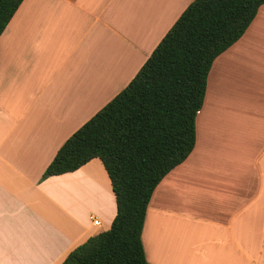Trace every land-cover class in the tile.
<instances>
[{"label":"crops","instance_id":"0c3cea01","mask_svg":"<svg viewBox=\"0 0 264 264\" xmlns=\"http://www.w3.org/2000/svg\"><path fill=\"white\" fill-rule=\"evenodd\" d=\"M194 1L22 2L0 36V264H61L110 230L99 159L43 175ZM142 241L150 264H264V5L214 61L195 148L156 187Z\"/></svg>","mask_w":264,"mask_h":264},{"label":"trees","instance_id":"16d2710c","mask_svg":"<svg viewBox=\"0 0 264 264\" xmlns=\"http://www.w3.org/2000/svg\"><path fill=\"white\" fill-rule=\"evenodd\" d=\"M24 0H0V36ZM264 0H195L129 85L59 149L43 180L99 159L117 215L61 264H150L142 241L156 187L196 145L211 67L254 21Z\"/></svg>","mask_w":264,"mask_h":264},{"label":"built area","instance_id":"2783aa9c","mask_svg":"<svg viewBox=\"0 0 264 264\" xmlns=\"http://www.w3.org/2000/svg\"><path fill=\"white\" fill-rule=\"evenodd\" d=\"M94 224H95L96 226H100V225H101V222H100V220L95 219V220H94Z\"/></svg>","mask_w":264,"mask_h":264}]
</instances>
